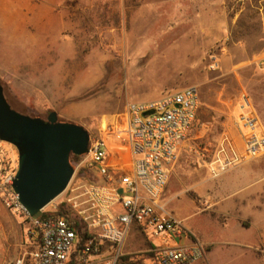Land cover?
<instances>
[{
    "label": "rangeland",
    "instance_id": "374dc122",
    "mask_svg": "<svg viewBox=\"0 0 264 264\" xmlns=\"http://www.w3.org/2000/svg\"><path fill=\"white\" fill-rule=\"evenodd\" d=\"M0 81L14 109L43 118L53 109L91 138L107 123L122 128L129 102L196 85L198 119L161 202L205 241L209 264H264V154L217 176L207 168L223 131L242 150L240 92L264 100V0H0ZM0 149L17 160L11 143ZM69 160L70 185L101 181ZM27 236L0 198V264L29 249ZM148 247L132 227L121 251L147 263Z\"/></svg>",
    "mask_w": 264,
    "mask_h": 264
},
{
    "label": "built area",
    "instance_id": "2783aa9c",
    "mask_svg": "<svg viewBox=\"0 0 264 264\" xmlns=\"http://www.w3.org/2000/svg\"><path fill=\"white\" fill-rule=\"evenodd\" d=\"M199 106L196 85L155 99L129 102L124 126L113 122L103 125L99 135L89 138L87 152L78 155L77 167L95 169L101 181L67 186L60 200L69 211L67 216L42 218L41 211L31 216L12 187L17 160H10L0 149V198L9 211L27 223L29 244V249L10 264H118L121 246L132 227L150 240L145 264L203 261L207 245L161 202L170 170ZM147 110L151 112L143 114ZM234 125L240 132L242 150L223 131L207 162L212 176L264 154V130L244 90L238 96ZM110 143L116 148L114 160L110 159ZM122 150L128 153L126 161ZM75 221L86 231L81 245Z\"/></svg>",
    "mask_w": 264,
    "mask_h": 264
},
{
    "label": "water",
    "instance_id": "95a60500",
    "mask_svg": "<svg viewBox=\"0 0 264 264\" xmlns=\"http://www.w3.org/2000/svg\"><path fill=\"white\" fill-rule=\"evenodd\" d=\"M89 138L83 125L59 120L53 109L44 118L14 109L0 81V140L17 150L12 187L31 216L67 188L75 171L69 157L87 152Z\"/></svg>",
    "mask_w": 264,
    "mask_h": 264
},
{
    "label": "trees",
    "instance_id": "16d2710c",
    "mask_svg": "<svg viewBox=\"0 0 264 264\" xmlns=\"http://www.w3.org/2000/svg\"><path fill=\"white\" fill-rule=\"evenodd\" d=\"M197 119H198V117L196 118L195 122L197 121ZM72 157L73 158H78L79 156L72 154ZM70 160H71V158H70ZM49 215H53V216L66 215L67 216V215H69V211L65 208V203H59L58 204V209H56V211L53 212V213H49L47 211H41L40 212V217H42V218H45V217H47ZM74 224H75L77 230L79 231V235H80V239H81L80 245H81L83 243L84 239H85L86 231H84L82 229V225L79 224L78 221H75ZM134 228L136 229V227H134ZM146 241H147L148 246H150V240L147 237H146ZM133 263L145 264L144 261L142 259H140L139 257L138 258L137 257H133L132 255H128V254H122L121 257H120V260L118 262V264H133Z\"/></svg>",
    "mask_w": 264,
    "mask_h": 264
},
{
    "label": "crops",
    "instance_id": "0c3cea01",
    "mask_svg": "<svg viewBox=\"0 0 264 264\" xmlns=\"http://www.w3.org/2000/svg\"><path fill=\"white\" fill-rule=\"evenodd\" d=\"M250 97H251V101H252L254 111H255L256 115L258 116L260 122H262L264 125V100L259 99L254 94H252ZM203 242H205V241H203ZM198 264H209L207 255H206V258Z\"/></svg>",
    "mask_w": 264,
    "mask_h": 264
},
{
    "label": "bare ground",
    "instance_id": "6f19581e",
    "mask_svg": "<svg viewBox=\"0 0 264 264\" xmlns=\"http://www.w3.org/2000/svg\"><path fill=\"white\" fill-rule=\"evenodd\" d=\"M57 197H58V196H57ZM57 197H56V198H57ZM56 198H55V199H56Z\"/></svg>",
    "mask_w": 264,
    "mask_h": 264
}]
</instances>
